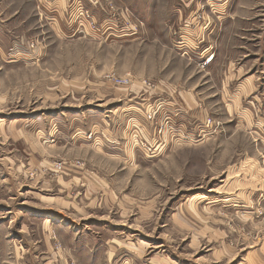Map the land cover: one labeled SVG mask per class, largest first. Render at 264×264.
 Masks as SVG:
<instances>
[{"label":"rangeland","instance_id":"374dc122","mask_svg":"<svg viewBox=\"0 0 264 264\" xmlns=\"http://www.w3.org/2000/svg\"><path fill=\"white\" fill-rule=\"evenodd\" d=\"M257 117L264 0H0V264H264Z\"/></svg>","mask_w":264,"mask_h":264},{"label":"crops","instance_id":"0c3cea01","mask_svg":"<svg viewBox=\"0 0 264 264\" xmlns=\"http://www.w3.org/2000/svg\"><path fill=\"white\" fill-rule=\"evenodd\" d=\"M9 1H15V0H9ZM18 1H19V5H22L23 0H18ZM16 5L18 6V3ZM19 51L23 53L24 49L22 47H19L18 49L15 50V53L18 54ZM243 67H244V65H241V66L238 67V69L239 70H243ZM248 72L249 71H247V70H245V72H243V73H247V74L244 75L245 79H244V81L242 83L239 84L238 90L236 89L237 92H236V94L233 95L234 99L232 100V98H231L232 96H229V100H228L229 102L238 101V102H244V103L248 102V103L252 104L253 102H255V100L257 101V99H258L257 95H252V94L255 91H257V89L259 88V84H260V82L258 80L259 76H257L256 73H254V72L252 74L251 73L248 74ZM244 108L248 109L247 107H244ZM248 112L253 114L252 108H250V110H248ZM248 112H246V113H248ZM257 118H260V119L264 120V117H257ZM262 134H264V131H262L261 133L259 132V134H258V135H260L259 136L260 143L257 144L256 151H257V153H260L257 157L259 159H261L262 162L264 163V135H262ZM261 181L264 182V175L262 176ZM44 222H46V221L44 220ZM44 242H45V240H44ZM44 245L46 247H49V244H48L47 240L44 243ZM115 247H117V246H115ZM115 247H114V250L117 251V248H115ZM109 251H112V249H109ZM55 257H57V256L51 255V256H49V259H55ZM111 258H113V260H114V257H111ZM118 258H119L118 255H116L115 256V261L113 262V264H115L116 261L119 262V259H121V258H119V259ZM70 260L72 261V259H70ZM108 260L111 261L110 259H108ZM47 261L48 260H46V262ZM73 263H74V261H73ZM57 264H69L68 263V256H67V258L63 257V259H61L59 261V263H57Z\"/></svg>","mask_w":264,"mask_h":264},{"label":"built area","instance_id":"2783aa9c","mask_svg":"<svg viewBox=\"0 0 264 264\" xmlns=\"http://www.w3.org/2000/svg\"><path fill=\"white\" fill-rule=\"evenodd\" d=\"M92 23H93V22H91V24H92ZM120 81H122V80H120ZM123 81H124V82H127L128 80H127V79H124Z\"/></svg>","mask_w":264,"mask_h":264}]
</instances>
